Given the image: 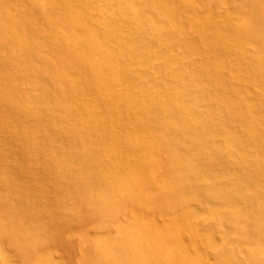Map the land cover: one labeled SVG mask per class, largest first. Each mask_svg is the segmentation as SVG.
Here are the masks:
<instances>
[{
    "label": "bare ground",
    "instance_id": "bare-ground-1",
    "mask_svg": "<svg viewBox=\"0 0 264 264\" xmlns=\"http://www.w3.org/2000/svg\"><path fill=\"white\" fill-rule=\"evenodd\" d=\"M74 234L264 264V0H0V257L61 264Z\"/></svg>",
    "mask_w": 264,
    "mask_h": 264
},
{
    "label": "rangeland",
    "instance_id": "rangeland-1",
    "mask_svg": "<svg viewBox=\"0 0 264 264\" xmlns=\"http://www.w3.org/2000/svg\"><path fill=\"white\" fill-rule=\"evenodd\" d=\"M67 218L69 219V220H71L72 219V217H71V210H69L68 211V213H67ZM121 222H125V220L124 221H121ZM85 229H87V231H85ZM74 231L77 233V234H79L80 232H86V233H88L89 234V236L90 237H94V236H102V233H100V232H98V231H94L93 229L91 230V228L89 227V226H87V227H84V226H81V227H75V229H74ZM92 231H94V232H92ZM112 233V232H111ZM111 233H109V234H111ZM112 234H114V233H112ZM113 236V235H112ZM125 241H127V240H125ZM70 243H71V245H72V248H71V250H70V252L69 253H67L66 254V256H73L71 253H73L74 254V252H75V254H74V256L75 257H73V259L74 258H76L75 259V261H77V263L76 264H108L107 263V256H104V255H98V252L97 251H95V250H93L90 246H89V244H80V241H79V238H78V236H76L75 234L73 235V237L71 238V240H70ZM106 243H108V246H110V247H108V248H110V249H114V250H116L115 248H114V246L112 247L111 245H112V243H111V240L110 241H107ZM4 245L5 244H3L2 246L4 247ZM74 246V247H73ZM79 246V247H78ZM77 248V249H76ZM78 248H79V250H78ZM4 251H9V249L7 248V247H4ZM76 250V251H75ZM3 251V254H2V257H0L1 259H0V264H21L19 261H13V260H11L10 258L9 259H5L4 258V255L6 254V252H4ZM80 252V253H79ZM57 254H59V253H57ZM79 254V255H78ZM7 255V254H6ZM5 255V256H6ZM61 256V257H60ZM65 257L64 255H62V254H60L59 256H57V255H55V261H58V262H60L61 264H64V261H65V263L66 264H75V263H73V262H75V261H73L72 259H70V258H72V257ZM81 258H84L83 260H80ZM72 260V261H71ZM82 261V262H81ZM69 262V263H68ZM85 262V263H84Z\"/></svg>",
    "mask_w": 264,
    "mask_h": 264
}]
</instances>
